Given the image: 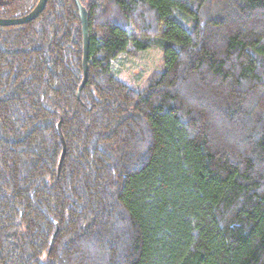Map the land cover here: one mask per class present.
Wrapping results in <instances>:
<instances>
[{"label": "trees", "instance_id": "trees-1", "mask_svg": "<svg viewBox=\"0 0 264 264\" xmlns=\"http://www.w3.org/2000/svg\"><path fill=\"white\" fill-rule=\"evenodd\" d=\"M80 2V98L74 0L0 26V264H264V0Z\"/></svg>", "mask_w": 264, "mask_h": 264}, {"label": "rangeland", "instance_id": "rangeland-1", "mask_svg": "<svg viewBox=\"0 0 264 264\" xmlns=\"http://www.w3.org/2000/svg\"><path fill=\"white\" fill-rule=\"evenodd\" d=\"M8 0H0V7L5 6ZM187 28L192 27L191 20L185 14H176ZM164 53L160 49H151L138 54L123 53L114 61L112 73L119 80L140 89L146 85L149 77L164 70Z\"/></svg>", "mask_w": 264, "mask_h": 264}, {"label": "water", "instance_id": "water-1", "mask_svg": "<svg viewBox=\"0 0 264 264\" xmlns=\"http://www.w3.org/2000/svg\"><path fill=\"white\" fill-rule=\"evenodd\" d=\"M48 0H39L37 6L27 15L19 18L13 19H4L0 18V26L8 27V26H16L22 25L26 23H30L34 19H36L45 9ZM76 6L79 10L80 20L82 23V34H83V59H82V67H83V80L78 91V98H80V94L85 87L87 80H88V73H89V58H90V44H89V30H88V17H87V10L82 6L80 0H74ZM60 130V127H59ZM61 139L64 144L63 136L61 134ZM65 156V149L62 153L59 168L62 165L63 159Z\"/></svg>", "mask_w": 264, "mask_h": 264}]
</instances>
